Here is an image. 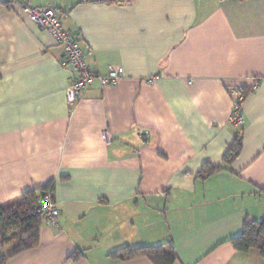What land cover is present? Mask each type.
<instances>
[{
    "label": "crops",
    "instance_id": "1",
    "mask_svg": "<svg viewBox=\"0 0 264 264\" xmlns=\"http://www.w3.org/2000/svg\"><path fill=\"white\" fill-rule=\"evenodd\" d=\"M25 5L54 9L89 70L122 78L68 107L72 73ZM49 184L56 223L5 264H152L113 253L166 243L174 264H264L231 244L264 217V0H0V206Z\"/></svg>",
    "mask_w": 264,
    "mask_h": 264
},
{
    "label": "trees",
    "instance_id": "2",
    "mask_svg": "<svg viewBox=\"0 0 264 264\" xmlns=\"http://www.w3.org/2000/svg\"><path fill=\"white\" fill-rule=\"evenodd\" d=\"M28 7L37 6H23V8ZM240 150L241 132L237 131L235 139L223 157V164L232 163L238 157ZM220 169V167L204 165L199 177L205 178ZM48 188L50 190L52 186L50 184L46 185L42 190ZM40 223L41 219L36 211L35 192H26L18 199L11 200L0 206V243L6 245L12 241H18V246L14 248L9 256L0 257V264H5L6 259L12 255L38 245ZM231 244L240 253L255 250L264 260V217L260 221H245L240 235L233 239ZM113 254L119 255L120 260L145 257L152 264H174L177 261L175 250L171 243L156 247L122 248ZM77 258L78 255L70 257L72 260Z\"/></svg>",
    "mask_w": 264,
    "mask_h": 264
},
{
    "label": "built area",
    "instance_id": "3",
    "mask_svg": "<svg viewBox=\"0 0 264 264\" xmlns=\"http://www.w3.org/2000/svg\"><path fill=\"white\" fill-rule=\"evenodd\" d=\"M27 18L39 29L49 33L55 46L60 51L61 65L72 73L70 84L65 89V99L68 107L74 106L75 97L89 89L91 84L97 82L102 88L114 86L123 76V70L119 66H110L105 76L91 72L86 65L81 47L80 37L71 31L62 29L59 15L50 8L28 7L23 8ZM243 96L235 93L233 115L231 123L237 126L243 125L240 107ZM36 211L45 224H55L59 216L57 206L52 201L49 189L43 191L36 200Z\"/></svg>",
    "mask_w": 264,
    "mask_h": 264
},
{
    "label": "bare ground",
    "instance_id": "4",
    "mask_svg": "<svg viewBox=\"0 0 264 264\" xmlns=\"http://www.w3.org/2000/svg\"><path fill=\"white\" fill-rule=\"evenodd\" d=\"M91 85H92V84H91ZM90 87H91V86H90ZM90 87H89V88H90ZM82 94H83V92H82L80 95H82ZM76 101H77V98L75 97L74 103H75Z\"/></svg>",
    "mask_w": 264,
    "mask_h": 264
}]
</instances>
